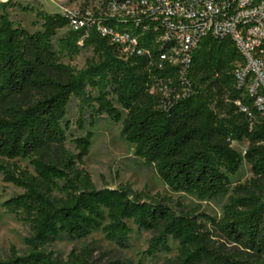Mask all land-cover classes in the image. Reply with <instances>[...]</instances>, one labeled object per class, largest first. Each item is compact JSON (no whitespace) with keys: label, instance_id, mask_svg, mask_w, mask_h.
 Returning <instances> with one entry per match:
<instances>
[{"label":"trees","instance_id":"1","mask_svg":"<svg viewBox=\"0 0 264 264\" xmlns=\"http://www.w3.org/2000/svg\"><path fill=\"white\" fill-rule=\"evenodd\" d=\"M37 17L44 22L42 30L29 34L8 13L0 14V158L28 160L34 170H12L0 162L4 181L24 190L4 206L22 213L33 231L28 254L13 253L0 264H71L44 248L63 236L85 239L98 231L127 248L128 221L154 233L149 256L168 251L170 240L178 243V255L164 264H264V120L249 118L235 105L241 95L233 72L240 57L232 41H201L188 75L191 93L182 96L174 70L148 66L144 58L126 61L96 31L82 48H92L97 63L80 71L62 64L61 53L82 49L81 34L70 30L60 13L39 12ZM64 28L68 33L56 51L53 40ZM153 77L170 78L182 97L165 100L151 94ZM88 89L97 90L96 99ZM216 93L228 95L229 103L220 100L223 111L212 107ZM73 97L81 102L82 114L92 107L96 116L106 114L121 123V135L135 146V156L153 165L172 192L200 201L229 195L222 218L204 216L208 227L179 211L171 199L149 197L129 184L97 189L81 168L92 133L76 140L77 155L66 148L63 121ZM245 139L249 147L243 157L232 144ZM244 159L253 178L231 192L229 176L237 174Z\"/></svg>","mask_w":264,"mask_h":264},{"label":"rangeland","instance_id":"2","mask_svg":"<svg viewBox=\"0 0 264 264\" xmlns=\"http://www.w3.org/2000/svg\"><path fill=\"white\" fill-rule=\"evenodd\" d=\"M93 0H12L7 7L0 5V14L6 12L16 27H21L29 34L42 30L43 20L37 13L59 14L65 9H83L91 6ZM68 29L57 31L53 40L55 50L59 51L58 40L64 38ZM99 55L92 48H82L78 53H61L60 62L76 71L97 63ZM94 100L98 96L97 90L88 89ZM228 95L215 94L213 108L223 111L224 104L229 103ZM110 99H114L110 96ZM93 106L98 107L96 102ZM81 102L73 97L67 107L63 127L67 134L66 148L77 155L76 140L92 133L89 154L83 159V168L89 175L97 189H117L121 185L129 184L134 191L144 193L149 197L171 199L172 204L190 216L198 218L199 222L210 227L204 216L219 220L223 215V207L228 196L216 200L200 201L185 193L172 192L161 180L155 167L135 156V146L121 135L122 124L110 116L103 114L96 116L92 107H88L82 114ZM123 116L125 113L123 112ZM80 122L83 128L80 127ZM233 149L245 156L249 142L245 139L232 144ZM0 162L12 170H28L34 174L33 167L28 160H3ZM253 178L251 165L244 159L240 170L229 176L230 190L237 186L250 184ZM263 184V183H262ZM263 187V185H262ZM24 194V190L12 183L4 181L0 174V261L8 260L13 253L25 256L29 252L27 240L32 236V226L22 213H11L6 210L5 203L12 198ZM132 229L129 246L121 248L107 240L100 232H95L85 239H69L66 236L59 238L55 243L47 245L44 249L54 258L71 264H80L88 261L90 264H164L167 259L178 255L179 245L172 240L168 243V251L162 250L154 256L147 251L154 237V233L139 229L128 221Z\"/></svg>","mask_w":264,"mask_h":264},{"label":"built area","instance_id":"3","mask_svg":"<svg viewBox=\"0 0 264 264\" xmlns=\"http://www.w3.org/2000/svg\"><path fill=\"white\" fill-rule=\"evenodd\" d=\"M60 14L70 30L81 34L80 48L96 31L122 59L144 58L148 66L174 70L182 96L191 93L188 75L201 41L231 40L240 57L233 72L241 95L235 105L249 118L264 120V0H93L87 8ZM153 78L151 94L182 97L170 78Z\"/></svg>","mask_w":264,"mask_h":264}]
</instances>
